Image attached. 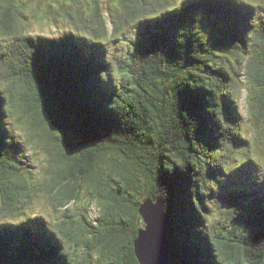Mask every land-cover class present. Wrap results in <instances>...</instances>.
Returning <instances> with one entry per match:
<instances>
[{"label":"trees","instance_id":"1","mask_svg":"<svg viewBox=\"0 0 264 264\" xmlns=\"http://www.w3.org/2000/svg\"><path fill=\"white\" fill-rule=\"evenodd\" d=\"M111 2L0 0V264H140L158 197L169 264H264V0Z\"/></svg>","mask_w":264,"mask_h":264},{"label":"rangeland","instance_id":"2","mask_svg":"<svg viewBox=\"0 0 264 264\" xmlns=\"http://www.w3.org/2000/svg\"><path fill=\"white\" fill-rule=\"evenodd\" d=\"M26 1L28 3H30L31 1H34V0H26ZM97 1H99V5H101L100 6L101 15L103 17H105V20H108V16H107L108 9H107L106 6L107 5L108 6H114V4L111 2L112 0H97ZM35 7H36V4H32V8L30 9L31 11H30L29 15H31V16L33 15L32 10ZM41 7L42 6H40V8ZM40 8L39 7L37 8L39 11H37V14L33 17L36 20V24L29 22V24L27 26V29H26L27 31H30V32L36 33V34H41V35H47V34L48 35H51V34L60 35V34H62L65 31L66 27H71V22H69L68 20H65V19L61 18L58 21L53 22V18H51V16H50L52 14H49V13H48V15H47V13L44 14L43 11H45L47 9V2L44 3L43 11H41ZM53 8H55V7H53ZM34 10H36V8ZM112 10L114 11L115 9L112 8ZM90 12H92V8L90 10H87V13L90 14ZM47 17H49V18L46 20ZM245 100H246V102H245ZM241 101L243 102V106H244L243 107L244 117H246V116H248L247 111H246V105L249 104L247 99H246V93H243ZM249 106H250V104H249ZM251 115H252V109L250 108V116ZM253 122H254V119L251 120V117H250L249 123L247 124L246 127H248L249 130L252 133H254V130L256 131V134H255L256 135L255 148L263 147V149H264V130L262 129V126H261V120L258 121L260 129L257 128L255 126V124L253 125ZM11 127H12V129L14 128L13 124L11 125ZM23 131H24V128L21 127V126L15 127V130H14V134H15L16 140H19L20 142H22L21 146H23V148H22V151L20 152V154H23L25 158L27 157V162L28 163H30L31 160H32V162L30 164L32 166V169H33L34 173L41 174V172H40L41 168L40 167L42 165H44L43 164L44 161H45L44 156L42 154H40V153L38 155H33L32 152H31L30 147H26V146L24 147V142L22 141L23 140V137H22ZM262 159H264V158H262ZM36 193H37V198H35L36 201H35V204L32 205V209L33 210L43 211V214H46L48 216V218H50V219H54L55 216H56V218L59 219L60 216H62L61 213H62V211L65 210V208L63 207L61 209H58L56 211V215H55L54 212L51 210V202L48 200V198H47L46 194L44 193V191L42 189H40L39 191H36ZM161 199L164 200L162 197L149 198L148 200L147 199H145V200L152 202L149 205L157 204L158 208H160L161 207V203H162ZM164 204H165V200H164ZM73 205H75V204H73ZM73 205H72V207H73ZM90 211H91V214L93 215V217H96V216H99L100 208L97 206L96 203H94L93 206L91 207ZM218 212H219V210H218ZM102 215L103 214H100V216H102Z\"/></svg>","mask_w":264,"mask_h":264},{"label":"water","instance_id":"3","mask_svg":"<svg viewBox=\"0 0 264 264\" xmlns=\"http://www.w3.org/2000/svg\"><path fill=\"white\" fill-rule=\"evenodd\" d=\"M148 200V199H147ZM145 200L140 206L144 227L135 239V252L140 264H169V239L167 220L164 212V200L161 207L149 205Z\"/></svg>","mask_w":264,"mask_h":264},{"label":"bare ground","instance_id":"4","mask_svg":"<svg viewBox=\"0 0 264 264\" xmlns=\"http://www.w3.org/2000/svg\"><path fill=\"white\" fill-rule=\"evenodd\" d=\"M34 146V145H33ZM33 180V179H32Z\"/></svg>","mask_w":264,"mask_h":264}]
</instances>
